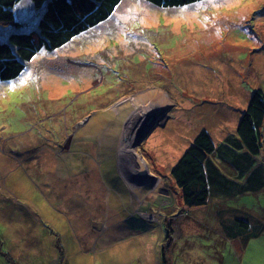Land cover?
<instances>
[{
    "label": "rangeland",
    "instance_id": "374dc122",
    "mask_svg": "<svg viewBox=\"0 0 264 264\" xmlns=\"http://www.w3.org/2000/svg\"><path fill=\"white\" fill-rule=\"evenodd\" d=\"M17 5L16 17L24 25L0 24V37L7 31L0 40H7L9 32L35 28L45 10L34 8L31 0ZM190 14L193 21L174 29ZM148 16L152 19L145 20ZM89 42L101 46L100 52L88 50L92 59L83 52ZM236 81L241 99L233 93ZM150 87L168 94L171 106L170 99L155 102L131 119L132 112L120 118L106 115L112 104ZM259 87L264 89V0H198L178 6L122 0L106 20L52 52H39L16 78L0 82V264H162L166 227L172 229L170 264H264V234L258 237L264 222L254 210L241 208L243 202L251 204L250 195L234 191L231 207L220 212L222 224L210 229L198 209L184 207L171 175L176 156H166L174 140L178 149L185 144L184 152L202 128L213 132L219 121L231 123L244 96ZM147 113L159 119L135 148L167 195L156 189L137 210L136 199L152 191L141 189L142 178L131 179L129 148L117 147ZM101 121L105 126L96 129ZM262 144L255 155L260 164L254 159L224 163L235 168L231 174L238 178L246 174L240 182L244 188L236 184L235 189H247L255 175L264 186V131ZM66 159L75 161L65 164ZM217 197L210 207H216ZM133 211L151 223L150 232L124 230L126 215ZM260 212L264 215V207ZM191 213L199 228L183 231ZM239 218L249 222V229ZM232 231H246L245 242L230 237ZM144 238L146 245L140 241ZM126 243L125 254L118 253Z\"/></svg>",
    "mask_w": 264,
    "mask_h": 264
},
{
    "label": "trees",
    "instance_id": "16d2710c",
    "mask_svg": "<svg viewBox=\"0 0 264 264\" xmlns=\"http://www.w3.org/2000/svg\"><path fill=\"white\" fill-rule=\"evenodd\" d=\"M19 1L0 0V24L22 26L14 11ZM31 1L34 8L40 10L45 7V10L35 28L9 32L7 40H0V82L16 78L39 52H52L79 33L106 20L122 0ZM145 1L157 6H178L198 0ZM6 35L7 31L0 38ZM263 131L264 89L259 87L252 91L234 134H228L223 142L217 144L210 132L202 128L172 167L171 175L183 203L188 207H199L208 203L213 189L226 187L234 190V185H240L223 172L219 163L223 161L235 166L253 160L255 155L261 153ZM239 219L249 227L246 220ZM171 230L166 227L165 243H161L162 264H170L168 244ZM56 238L59 241L58 235ZM58 248L61 251L60 245Z\"/></svg>",
    "mask_w": 264,
    "mask_h": 264
},
{
    "label": "bare ground",
    "instance_id": "6f19581e",
    "mask_svg": "<svg viewBox=\"0 0 264 264\" xmlns=\"http://www.w3.org/2000/svg\"><path fill=\"white\" fill-rule=\"evenodd\" d=\"M128 15V13H124L123 15L121 14L122 17H125ZM193 14H190L188 15V17H185V18H180L179 20L176 21V26L174 25V29H177L178 26L180 25V23L182 21H188L189 23L191 21H193ZM143 19L145 18H141V21H143ZM148 19H152V16H148L145 20H148ZM130 20V19H129ZM133 20V19H132ZM130 20V21H132ZM175 22V18L173 20ZM80 34V33H79ZM78 34V35H79ZM77 36V35H76ZM100 44L99 42H89L87 45H84L83 46V52H84V55L89 58V59H92L94 58L93 56H91L89 53H88V50H94L96 52H100V48H99ZM101 47V46H100ZM125 50H126V47H125ZM87 80H89L88 78H86ZM237 84L235 83L234 84V88L235 90H233L234 92V95L237 99H241L243 97V91L240 89L241 86L239 84L238 81H236ZM230 87V85H228ZM154 88V89H153ZM229 90L227 89V92ZM226 95V94H225ZM224 95V96H225ZM224 96L222 98H224ZM170 98H169V95L166 93H164L159 87H150V88H147L141 92H136V93H133L129 96V98L127 97L125 100H120L118 101L116 104H112L111 106H109L108 108H106L105 110V113L107 116L109 115H112V117H118L120 118V116H127L128 114H130L131 112V115H129L128 117L131 119L133 114H137V112H143L142 110L144 109H147V107L152 104V103H155V102H158V103H162L164 101H168ZM123 105H120V103H123ZM174 102L173 99H170L169 102H168V106H171V103ZM184 104V102H183ZM113 118V119H114ZM120 120V119H118ZM102 123H99L97 125H95V128L96 129H102L103 128V125L105 126L106 122H103L101 121ZM116 124V123H115ZM141 125V124H140ZM139 125V126H140ZM192 125V124H191ZM110 128V127H109ZM208 130V129H207ZM210 132V131H209ZM235 133V132H234ZM182 134L184 135V133L182 132ZM211 134V133H210ZM182 135V137H183ZM128 137V134H123L122 137L120 138L119 140V145L120 147L117 149H119V151L124 147L126 148H129L127 151V154L129 153L131 156L130 157V160L131 163L129 164V167H130V174L133 175V177L135 179H141L142 178V181L144 182V180H146L144 182V187L141 188V189H148V191H152L150 192V195L148 194H142L141 196H143V199H139L137 198L136 199V202H137V210H140L141 207L143 206H140L139 204L140 203H145L146 201H149L150 198L153 196V194H156V189H163L164 191V194L167 195V192L166 190H164L163 186H162V183L160 181L155 180V181H152L149 177L150 175V172L148 171L149 169H147V165H146V159L145 157L141 156L140 154L137 153L136 151V148H135V145H134V140H135V137H134V134L131 133L130 134V137L127 139ZM213 138V137H212ZM172 140V139H171ZM214 140V139H213ZM176 142L175 145H173V149L174 150H169L167 153H166V156H170L172 154H174V152L176 151V153H178L180 151V148L178 149V139L174 140ZM193 142V141H192ZM72 144V143H71ZM185 146V144L183 145ZM70 147V145H69ZM71 156V155H70ZM39 158H41L39 155H38ZM73 156H71V158H73ZM66 158V157H65ZM168 159V158H166ZM41 160V159H40ZM43 161V160H41ZM68 161H75V160H72V159H66V161L63 160V162L65 164H67L66 162ZM54 162V161H53ZM162 162V161H161ZM55 163V162H54ZM56 167V164L54 165ZM51 167V166H50ZM60 167H62L60 165ZM145 169V170H144ZM127 181L129 182V185L131 187L132 184L130 183V181L127 179ZM138 182V181H137ZM149 184V185H148ZM153 189V190H152ZM131 192H133V189H129ZM160 194V193H159ZM115 196V199H117L119 196L118 195H114ZM148 196H149V199H148ZM167 198H163L162 200H165ZM160 200V201H162ZM162 203H165V202H162ZM185 205V204H184ZM186 206V205H185ZM188 207V206H187ZM187 209V208H186ZM145 211V210H143ZM14 223V222H13ZM129 230V227L126 226V228L124 230ZM13 235H11L12 237ZM150 240H152V237L150 238ZM141 242H143L144 244L143 245H146L144 241H147L146 239L145 240H140ZM126 248H127V243L125 246H121V247H118L117 248V252L122 254L124 252L125 254V251H126ZM147 250L149 251V249L147 248ZM146 250V251H147ZM123 254V255H124ZM145 254V253H144ZM144 256V255H143ZM149 258L151 257V254L148 255ZM127 257H122V263L125 262V259ZM147 260V259H146ZM196 260L197 261H200L201 260V256H196ZM57 260L55 259V262ZM54 264V262H53Z\"/></svg>",
    "mask_w": 264,
    "mask_h": 264
},
{
    "label": "crops",
    "instance_id": "0c3cea01",
    "mask_svg": "<svg viewBox=\"0 0 264 264\" xmlns=\"http://www.w3.org/2000/svg\"><path fill=\"white\" fill-rule=\"evenodd\" d=\"M249 100H250V97L248 98V95L244 96V98L242 99V102L240 103V109L241 110H240V112L237 115H235L233 117V120H232L231 123H228L225 120L224 121H219L214 126V127H216L215 130L213 132H212V130H210L211 135H212L214 141L217 144L220 143V141L223 142L227 138L228 134H230V132L233 133V134H234V132H236L237 127H238V123H239V119H240V116H241V112L247 107V105L249 103ZM194 136L191 138L192 141L195 138ZM215 137H217L218 139L215 138ZM182 148H183V146L180 148V151L178 153H176V151H175L174 154H172L173 157L176 156L175 159L178 160L180 158V156L182 155V153H183L182 150H184ZM244 151H245V149H243V152ZM258 155H260V154H257L256 156H258ZM256 156L253 157V159L256 161L255 165L257 163L258 164L261 163V162H258L259 158L256 157ZM177 160H176V162H177ZM224 163L225 162H223V161L221 163H219L220 166H221V169L223 170V172L228 177H231L234 181H236L238 183H240V182L243 183L244 182L243 178L246 177V174H243V175H241L238 178L236 176V174H231V173H233V169H235V168H229ZM239 186H241V185H239ZM236 190H240L241 191V192H239L241 194V196L250 195L249 201L251 202V204L243 202L241 204V208L254 210L256 212V216L261 220V222H264V215H263V213L260 212L263 209V207H264V203L261 200V193L264 191V186L259 185L257 183L256 175L254 176V178L252 179V181L248 185L247 189H234V190H232V189H227L226 187H223L220 190L213 189L207 204L199 206V207H187V206L184 205V207L187 208V209H190V210H194V211L198 209L199 210V215L205 216V218L208 220V223H206L205 225L206 226L209 225L210 229L218 230L217 226L222 224V218L220 217V212H221V210H229V207H231V206L229 205L228 201H229V199L232 198L231 194L234 191H236ZM248 190L253 191V192L252 193L246 192ZM215 195L218 196L217 199H216L218 201V204L216 205V207L215 206L210 207L209 205H210V202L212 200V197L215 196ZM190 215H191L190 217H192L191 218L192 220L188 219L189 220L188 222H186L183 225H181V228L183 229V231L184 230L189 231L193 227L194 228H199L198 226H196L195 221H194V219H197L195 217L196 213L194 215H193V213H191ZM126 216L127 217L125 218V223H126L125 225H127L129 227V230L130 229L133 230L134 231L133 233H136V232H140V233L150 232L149 228L151 226L150 225L151 223H149L143 217V215H140V214L135 213L133 211V212H128V214ZM210 219L212 220L211 224H210ZM262 219H263V221H262ZM192 222L195 224L194 226H193ZM248 224H249V222H248ZM249 227H250V224H249ZM249 227L247 229H249ZM245 233H246V231H240V232L232 231V234H230V237L233 238L235 236H241L243 242H245V238H246L245 236L247 235ZM150 234L151 233L148 234V238L151 236ZM263 234H264V228H263V230H261V234H259L258 237H260V235L263 236ZM144 239L149 241V239H147V238H144Z\"/></svg>",
    "mask_w": 264,
    "mask_h": 264
},
{
    "label": "water",
    "instance_id": "95a60500",
    "mask_svg": "<svg viewBox=\"0 0 264 264\" xmlns=\"http://www.w3.org/2000/svg\"><path fill=\"white\" fill-rule=\"evenodd\" d=\"M170 107L166 108V109H169ZM166 109H163L162 112H160V115L166 110ZM148 116L144 117L143 121L141 122V125L138 127V129H136V131L133 133L134 134V137H135V140H134V145L137 146V145H140V143L150 134L153 126L157 123V119H159L158 115H153V116H149V113H147ZM165 124V123H163ZM145 170V169H144ZM150 179L152 181H155L158 179V177H155V176H151L149 175ZM134 178L133 176H131V179ZM146 181V180H144Z\"/></svg>",
    "mask_w": 264,
    "mask_h": 264
},
{
    "label": "snow or ice",
    "instance_id": "6c2138e0",
    "mask_svg": "<svg viewBox=\"0 0 264 264\" xmlns=\"http://www.w3.org/2000/svg\"><path fill=\"white\" fill-rule=\"evenodd\" d=\"M25 2V0H21V4H23ZM18 7H20L21 5H17Z\"/></svg>",
    "mask_w": 264,
    "mask_h": 264
},
{
    "label": "clouds",
    "instance_id": "9594fccd",
    "mask_svg": "<svg viewBox=\"0 0 264 264\" xmlns=\"http://www.w3.org/2000/svg\"><path fill=\"white\" fill-rule=\"evenodd\" d=\"M116 7H117V6H116ZM112 13H113V12H112ZM112 13H111V14H112ZM111 14H110V15H111Z\"/></svg>",
    "mask_w": 264,
    "mask_h": 264
}]
</instances>
